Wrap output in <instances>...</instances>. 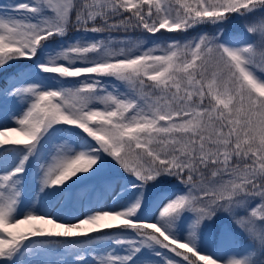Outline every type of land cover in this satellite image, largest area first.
<instances>
[{"label": "snow or ice", "instance_id": "6c2138e0", "mask_svg": "<svg viewBox=\"0 0 264 264\" xmlns=\"http://www.w3.org/2000/svg\"><path fill=\"white\" fill-rule=\"evenodd\" d=\"M0 264H264V0H0Z\"/></svg>", "mask_w": 264, "mask_h": 264}]
</instances>
